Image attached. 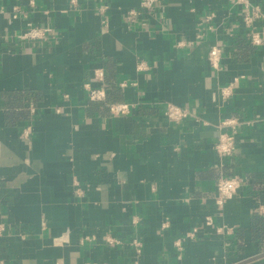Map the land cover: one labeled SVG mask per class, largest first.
<instances>
[{
    "label": "crops",
    "instance_id": "crops-1",
    "mask_svg": "<svg viewBox=\"0 0 264 264\" xmlns=\"http://www.w3.org/2000/svg\"><path fill=\"white\" fill-rule=\"evenodd\" d=\"M76 1L0 0V264H264V43L245 7L161 0L132 21L141 0ZM29 23L49 37L21 39ZM227 118L247 123L220 155Z\"/></svg>",
    "mask_w": 264,
    "mask_h": 264
},
{
    "label": "built area",
    "instance_id": "built-area-1",
    "mask_svg": "<svg viewBox=\"0 0 264 264\" xmlns=\"http://www.w3.org/2000/svg\"><path fill=\"white\" fill-rule=\"evenodd\" d=\"M236 4L240 3L245 7L243 20L245 24H247L248 27L251 28V43L253 45L258 46L259 44L264 43L263 42V36L259 31H256L253 26V21L255 18H258L260 16H264V13L261 11L259 6H253L250 4L248 0H232ZM76 0H72V3H76ZM161 0H141L140 2V10L132 9L129 12V19L132 21H137V16L140 13H149V14H155V12L158 9V6L160 5ZM16 13L14 14L15 17L18 16L19 8L15 6ZM209 16V18H211ZM28 27L26 30L20 34V38L23 40H45L49 37L51 33L50 27H43L40 25H35L29 23L27 25ZM221 58H222V47L214 46L211 48L208 56V60L211 63V65L214 68H220L221 67ZM97 75L102 78L103 73H97ZM230 92H225V95H229ZM105 97V91L102 89H96V88H90L89 90V98L92 100H99L103 99ZM130 103H113L111 104V111L114 114H125L128 113L130 109ZM165 117L168 118V120L179 122L182 120H185L186 117L189 116V111L187 108H182L174 103H169L166 111L164 113ZM241 123H247L246 121H239L238 118H227L224 120L223 125L226 127H230V131H223V133L219 136V140L216 143V151L220 155H230L233 152L234 146L236 144L237 138L235 137L237 134V128ZM245 184V178L241 177L239 175L234 176H223L219 179L218 185H217V194L216 197V204L219 207H223L224 203L227 199H230L238 194V191L243 187ZM77 192L83 193V190L78 187ZM207 224L213 223V218L211 216H207L206 218ZM225 230H229L230 227H219L218 231L224 232ZM111 241V240H110ZM112 242V241H111ZM136 245H141L140 240L135 239L134 240Z\"/></svg>",
    "mask_w": 264,
    "mask_h": 264
},
{
    "label": "trees",
    "instance_id": "trees-1",
    "mask_svg": "<svg viewBox=\"0 0 264 264\" xmlns=\"http://www.w3.org/2000/svg\"><path fill=\"white\" fill-rule=\"evenodd\" d=\"M260 229H262V230H263V229H264V225H263V226H262Z\"/></svg>",
    "mask_w": 264,
    "mask_h": 264
}]
</instances>
